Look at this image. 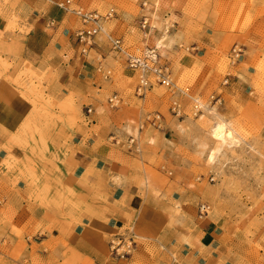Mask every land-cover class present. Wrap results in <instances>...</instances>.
I'll use <instances>...</instances> for the list:
<instances>
[{
    "label": "crops",
    "instance_id": "0c3cea01",
    "mask_svg": "<svg viewBox=\"0 0 264 264\" xmlns=\"http://www.w3.org/2000/svg\"><path fill=\"white\" fill-rule=\"evenodd\" d=\"M56 1H0V52L15 64L7 77L15 79L25 63L48 70V93L68 107L57 111L58 118L41 127L33 141L26 135L34 115L22 96L26 91L0 80V96L6 97L0 105L2 262L111 264L109 241L132 232L143 240L137 253L162 256L163 264H231L223 226L199 215L202 190L190 188L192 177L184 173L189 142L180 139L175 122L166 117L160 131L142 126L137 74L112 57L105 34L82 55L75 36L81 22ZM96 1L103 9L104 2ZM173 1L161 7V29L152 22L151 38L167 37L164 49L174 45L167 30L179 31L184 21L186 1L182 8ZM12 17L18 27L7 31ZM136 18L121 9L106 23V33L125 45L141 43ZM253 64V56L244 58L231 94H248ZM114 97L120 100L116 108L109 103ZM130 136L139 138V155L128 151Z\"/></svg>",
    "mask_w": 264,
    "mask_h": 264
},
{
    "label": "rangeland",
    "instance_id": "374dc122",
    "mask_svg": "<svg viewBox=\"0 0 264 264\" xmlns=\"http://www.w3.org/2000/svg\"><path fill=\"white\" fill-rule=\"evenodd\" d=\"M0 1L5 5L11 3V0ZM101 1L104 2L103 9L96 0H83L81 6L102 14L113 9L116 16L122 9L138 18L135 21L138 27L143 15L153 17L156 19H152L153 23L161 29L162 23L157 20L164 16L160 10L162 6H168L170 0ZM184 1L186 10L180 30L176 28L169 32L168 29L166 32V36L174 38V45L167 44V48L160 50L153 37L148 44L159 49L176 86L190 88V97H199L211 109L194 116L190 98L173 94L166 87L154 86L144 98H139L144 110L143 121L148 114L158 113L163 121L165 117L174 121V125L171 123L174 131L180 139L189 142L190 153L185 154L184 173L192 177L190 188L202 190L198 193L202 195L201 205L209 207L206 216L223 226L231 264H264V0ZM181 3L182 0L173 1L176 8H182ZM17 27L18 19L12 17L6 30L14 31ZM138 30L142 40L141 43L131 41L126 44L131 51L142 48L145 43L143 33L140 28ZM234 46L244 50V57L237 64H232L229 59ZM246 48H249L247 54ZM2 55L0 52V80L26 91L22 96L34 107V115L26 129V135L34 141L41 127L42 130L48 128L58 118L56 112L68 107L59 105L48 93V70L37 71L25 63L17 77L11 79L6 74L15 64L7 62ZM250 55L254 58L251 89L245 96L231 94L236 70H243L245 66L241 64ZM134 73L137 74V87L139 74ZM211 96L220 103L211 105ZM175 102L181 106V116L172 111ZM221 122H225L227 131L233 134V144L223 145L212 135L216 124ZM162 129L164 126L156 130ZM139 236L136 238L138 250L143 244ZM137 248L129 257L120 259L111 255L108 244L111 264L164 263L162 256L139 255ZM1 259L0 264H4Z\"/></svg>",
    "mask_w": 264,
    "mask_h": 264
},
{
    "label": "built area",
    "instance_id": "2783aa9c",
    "mask_svg": "<svg viewBox=\"0 0 264 264\" xmlns=\"http://www.w3.org/2000/svg\"><path fill=\"white\" fill-rule=\"evenodd\" d=\"M83 0H58L56 6L66 13L74 15L81 22L82 27L76 31L75 36L80 48V53L87 56L95 47V39L101 34H105L110 44V51L115 58L124 60L127 68L139 74V82L135 90V95L138 98H144L147 92L154 86L166 87L173 94H180L192 101V112L194 116H199L208 112L209 106L204 105L199 97H190V88L180 89L176 86L172 79V72L170 67L162 60L159 49L156 46L148 44L151 38L152 31L155 27L152 24V18L142 16L139 23V28L143 33L145 43L142 48L131 51L123 42L121 38L108 35L106 33L105 25L108 21L116 16V12L111 9L105 14L93 10H85L81 6ZM145 5V4H144ZM168 31V30H167ZM244 57V50L238 46H234L231 50L229 59L232 64H237ZM101 70V67H99ZM109 75V73H107ZM228 81L225 82V84ZM211 105H217L220 100L215 96H211ZM114 108L117 107L120 100L114 97L109 101ZM172 111L176 116L182 115L181 106L176 102L173 104ZM90 113V110H87ZM142 126H150L156 129H161L163 126L162 116L158 113L148 114ZM128 151L139 155L141 153V146L139 138L130 136L126 141ZM209 207L200 205L199 215L206 216ZM136 238L134 233L130 235L116 236L109 243V250L111 255L116 258L125 259L129 257L136 249Z\"/></svg>",
    "mask_w": 264,
    "mask_h": 264
},
{
    "label": "bare ground",
    "instance_id": "6f19581e",
    "mask_svg": "<svg viewBox=\"0 0 264 264\" xmlns=\"http://www.w3.org/2000/svg\"><path fill=\"white\" fill-rule=\"evenodd\" d=\"M166 38H167V37H162L161 39H159V40L156 41V46H157L160 50H162V49L165 47L164 40H165ZM217 128H220V129H221L219 135H221V136L224 137V139L220 140V141L222 142V144H223V145H226V144H228V142H229L230 144H233V142H234L233 134H232L231 136H228V135H227V133H228L229 131H227V125H226V123H225V122H221V123L216 124V126H215L214 129H213V132H215V130H216ZM212 160H213V159H212V157L210 156V161H212Z\"/></svg>",
    "mask_w": 264,
    "mask_h": 264
},
{
    "label": "snow or ice",
    "instance_id": "6c2138e0",
    "mask_svg": "<svg viewBox=\"0 0 264 264\" xmlns=\"http://www.w3.org/2000/svg\"><path fill=\"white\" fill-rule=\"evenodd\" d=\"M5 98H6L5 96H0V105L3 104ZM220 131H221V129H220V128H217V129L215 130V132L212 133V135H214V136L216 137V139H218V140H222V139H224L223 136L219 135ZM227 135H228V136H231L232 133H231V132H228Z\"/></svg>",
    "mask_w": 264,
    "mask_h": 264
}]
</instances>
